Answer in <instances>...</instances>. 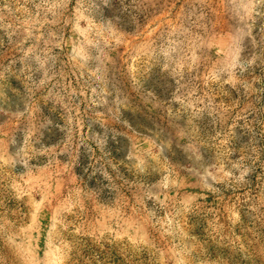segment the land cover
<instances>
[{
  "label": "rangeland",
  "instance_id": "1",
  "mask_svg": "<svg viewBox=\"0 0 264 264\" xmlns=\"http://www.w3.org/2000/svg\"><path fill=\"white\" fill-rule=\"evenodd\" d=\"M0 264H264V0H0Z\"/></svg>",
  "mask_w": 264,
  "mask_h": 264
}]
</instances>
